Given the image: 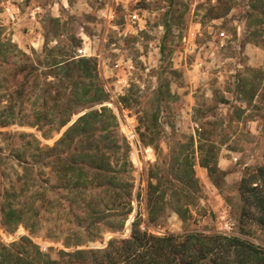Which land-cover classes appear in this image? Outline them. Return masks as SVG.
<instances>
[{"label": "rangeland", "instance_id": "374dc122", "mask_svg": "<svg viewBox=\"0 0 264 264\" xmlns=\"http://www.w3.org/2000/svg\"><path fill=\"white\" fill-rule=\"evenodd\" d=\"M6 5L15 11L14 20L4 13ZM3 42L29 55L38 68L39 86H26L28 96L22 104L17 100L15 121H0L1 243L27 235L54 257L65 248L64 237L83 232L84 200L96 195L110 204L113 188L97 186L86 150L73 153L65 143L49 149L78 116L102 106L117 121L111 144L102 142L106 172L132 183V211L123 236L136 214L141 228L155 234L239 233L238 183L245 167L264 163V0H0ZM5 45V58L0 54L3 89L17 87L23 75L16 68L20 56ZM51 53L57 59H93L97 89L103 92L99 102L83 96L67 103L78 112L60 129L57 115L50 114L52 120L33 117L56 108L51 100L55 89L46 83L55 81L46 62ZM70 86L61 90L67 94ZM2 99L0 105L7 104ZM200 123L214 130L206 135L218 147L224 172L219 186L198 163L195 129ZM191 137L198 188L190 215L183 221L166 208L157 223H148L147 180L154 182L152 175L169 169L174 152L182 150L179 144ZM71 165L76 169H68ZM79 172L85 186L75 187L73 176ZM8 201L35 207L31 229L3 224L1 206ZM111 236L105 232L103 241L78 247H98ZM248 237L264 243L259 231Z\"/></svg>", "mask_w": 264, "mask_h": 264}, {"label": "trees", "instance_id": "16d2710c", "mask_svg": "<svg viewBox=\"0 0 264 264\" xmlns=\"http://www.w3.org/2000/svg\"><path fill=\"white\" fill-rule=\"evenodd\" d=\"M5 44L13 46L20 56L16 68L23 75L20 84L13 86L14 88L3 89V79H0V103L2 98L7 100V104L0 105V121H4V124L6 121H15L17 100L22 104L24 97L28 96L26 86H39L38 68L25 52L11 43L3 42L0 43L2 59L7 53ZM49 51L52 52L53 49ZM49 55L51 57L46 62L55 81L46 83L55 89L51 100L56 108L52 109V113L39 110L33 117L35 121H40L47 118L52 120L50 116L57 115V129H60L67 124L72 114L78 112L67 106V103L83 96H87L86 99L92 103L99 102L103 99V92L97 89L93 59L75 55L57 59L52 53ZM74 76L80 78V81H73ZM67 85L71 86L65 94L61 87L65 88ZM92 87L95 91H91ZM60 102L63 104L59 106ZM115 124V115L107 113L104 106L100 110L86 111L78 116L64 130L55 145L49 148L52 150L56 145L65 143L73 153H83V149L86 150L85 155L93 159V167L99 178L97 186L106 185L113 188L110 204L106 200L97 199L96 195L89 201L84 200L86 224L83 232L64 237L62 244L65 248L58 249L54 257L41 250L29 236L22 235L6 244L0 242V264H264V243H256L248 237L259 231L263 233L264 238V163L245 167L238 183V234L217 231L155 234L141 228V220L136 214L130 222L129 233L123 236L121 233L124 224L132 211V183H123L118 175L107 174V151L102 149L103 140L108 141L105 146L111 144V133ZM195 131L198 163L206 168L213 184L219 186L224 172L218 166V147L212 138H209L214 130L206 131L200 123ZM96 132L99 133L98 139L94 138ZM206 133L210 135L207 136ZM140 136L144 142L143 133ZM193 142L191 137L190 140L180 143L182 150L177 148L174 152L175 156L169 169L152 175L155 177L154 182L147 180L145 209L148 223H157L158 217L166 208L174 211L183 221L190 215V205L194 203L198 188L193 168L196 158ZM186 146L189 149L185 152L183 149H186ZM68 169L75 170L76 167L71 165ZM65 174L67 171L64 176ZM82 176V172L73 176L76 180L75 187L85 186L84 181H80ZM1 212L5 226L14 229L22 224L31 229L28 222L29 218L35 216L36 209L28 202L23 206H14L8 201L1 206ZM105 232L112 233V236L101 246L89 247L86 244L84 247H78L89 240L103 241Z\"/></svg>", "mask_w": 264, "mask_h": 264}, {"label": "built area", "instance_id": "2783aa9c", "mask_svg": "<svg viewBox=\"0 0 264 264\" xmlns=\"http://www.w3.org/2000/svg\"><path fill=\"white\" fill-rule=\"evenodd\" d=\"M4 13L8 17V19L14 20L16 18V13L15 11L8 5L4 7ZM132 136V133H131Z\"/></svg>", "mask_w": 264, "mask_h": 264}]
</instances>
